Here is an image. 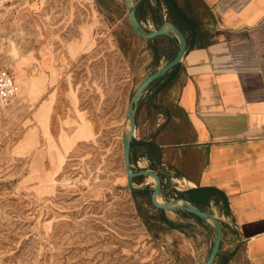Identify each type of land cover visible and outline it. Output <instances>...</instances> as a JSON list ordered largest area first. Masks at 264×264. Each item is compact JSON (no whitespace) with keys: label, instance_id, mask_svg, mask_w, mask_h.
I'll use <instances>...</instances> for the list:
<instances>
[{"label":"rangeland","instance_id":"obj_1","mask_svg":"<svg viewBox=\"0 0 264 264\" xmlns=\"http://www.w3.org/2000/svg\"><path fill=\"white\" fill-rule=\"evenodd\" d=\"M0 1V65L18 85L0 104V264H180L181 238L144 227L151 190L126 185L117 137L159 63L143 50L169 43L136 40L110 0Z\"/></svg>","mask_w":264,"mask_h":264},{"label":"crops","instance_id":"obj_2","mask_svg":"<svg viewBox=\"0 0 264 264\" xmlns=\"http://www.w3.org/2000/svg\"><path fill=\"white\" fill-rule=\"evenodd\" d=\"M135 1L136 18L146 30L169 21L184 35L186 50L176 68L151 82L139 99L132 166L158 173L162 200H188V189L219 190L227 211L213 199L196 204L222 227L213 264H264V0ZM110 3L118 11L116 21H128L125 0ZM135 36L146 44L169 43L154 70L177 52L171 36ZM143 52L153 57L151 48ZM122 113L118 135L124 130ZM135 181L140 184L143 177ZM152 185L149 181L143 190ZM146 210L158 212L150 201ZM162 211L181 228L156 237H180V264H203L214 240L212 225L182 209Z\"/></svg>","mask_w":264,"mask_h":264},{"label":"water","instance_id":"obj_3","mask_svg":"<svg viewBox=\"0 0 264 264\" xmlns=\"http://www.w3.org/2000/svg\"><path fill=\"white\" fill-rule=\"evenodd\" d=\"M125 5L127 9L128 22L134 33L145 39H153L158 36H171L176 40L178 47L176 54L170 60L142 79V81L132 93L128 102L125 113V119L128 122V127L127 129H124L122 133V152L124 171L126 175V185L131 191H140L149 184L148 178L151 177L153 178V185L149 199L155 208L170 211L182 209L201 221L209 222L214 229L215 235L207 259L203 264H213L222 239V227L219 220L212 213L200 209L198 206L183 197H173L168 200L161 199V201H159L158 198H161L162 194V181L160 176L158 173L149 169L135 170L132 166L130 157V147L135 129V112L139 99L151 82L165 75L181 61L186 50L185 37L182 32L169 21H165L160 27L156 29L150 31L146 30L136 18V1L125 0ZM136 177H143V181L138 185H136L134 182V178Z\"/></svg>","mask_w":264,"mask_h":264},{"label":"trees","instance_id":"obj_4","mask_svg":"<svg viewBox=\"0 0 264 264\" xmlns=\"http://www.w3.org/2000/svg\"><path fill=\"white\" fill-rule=\"evenodd\" d=\"M100 6L102 7H106V5L102 4V3H98ZM156 43V42H155ZM153 52V56L154 58L157 57V55H159L161 52L158 51L156 48L152 49ZM165 55L169 58L172 57L171 53H168ZM177 66V65H176ZM176 66L174 68L171 69L174 70L176 68ZM169 75V74H168ZM167 76V73L165 75H163L162 77ZM161 78V77H160ZM145 192V190H140V191H132L133 195H137L140 193ZM188 198V200H190V202H192L193 204H201L202 200H210L213 199L215 202H217L220 207L224 210L227 211V200L226 197L223 195V193H221L219 190L215 189V188H199V189H188L184 192ZM146 214L141 215L143 223L147 229V231L149 233H151L152 236L156 237L157 236V232H163L164 229H180L181 227L179 225H176L173 221H171L164 213L161 209H158V212L154 215H149L148 211L145 210ZM189 215L193 216L192 214L189 213ZM196 218V217H195ZM198 221L202 222L200 219L196 218ZM152 221H155L152 223ZM156 221H158L159 223H164L167 225V228H164L163 226H159L156 224Z\"/></svg>","mask_w":264,"mask_h":264},{"label":"built area","instance_id":"obj_5","mask_svg":"<svg viewBox=\"0 0 264 264\" xmlns=\"http://www.w3.org/2000/svg\"><path fill=\"white\" fill-rule=\"evenodd\" d=\"M2 1H0V6ZM18 92V85L13 75L0 65V104L9 103Z\"/></svg>","mask_w":264,"mask_h":264},{"label":"bare ground","instance_id":"obj_6","mask_svg":"<svg viewBox=\"0 0 264 264\" xmlns=\"http://www.w3.org/2000/svg\"><path fill=\"white\" fill-rule=\"evenodd\" d=\"M48 110H49V107H48V105H46V107H44L42 109V111L39 113L38 119L40 120L41 117L47 116ZM126 124H127V127H128V122L127 121H126ZM81 126H83V128H84L83 130H81V132L87 133L88 132V128H87L88 125L86 124V122L82 123ZM127 127H125V129H127ZM148 181L153 182V178H148ZM158 199H159V201H161V198H158Z\"/></svg>","mask_w":264,"mask_h":264}]
</instances>
